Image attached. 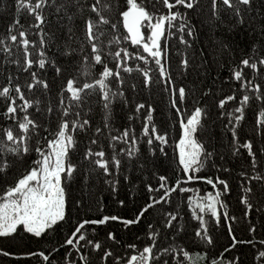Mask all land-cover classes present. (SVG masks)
<instances>
[{"label":"snow or ice","instance_id":"1","mask_svg":"<svg viewBox=\"0 0 264 264\" xmlns=\"http://www.w3.org/2000/svg\"><path fill=\"white\" fill-rule=\"evenodd\" d=\"M202 30L220 35L193 49ZM156 88L179 128L172 144L153 104L132 98ZM245 158L237 215L222 173ZM198 182L211 190L181 198ZM93 198L98 215L72 211ZM221 227L228 243L213 251ZM0 240L18 264H245L244 246L247 264H264V0H13L0 31Z\"/></svg>","mask_w":264,"mask_h":264},{"label":"trees","instance_id":"2","mask_svg":"<svg viewBox=\"0 0 264 264\" xmlns=\"http://www.w3.org/2000/svg\"><path fill=\"white\" fill-rule=\"evenodd\" d=\"M12 3L13 0H0V31H3V20L4 19H10L11 18V7H12ZM5 6L8 7L9 12L5 13ZM21 22H24V16H21ZM220 33H216L215 36H213L212 34L208 33L207 30H202L201 32V36L200 39L194 44L193 49H199L201 46H207V47H211L213 40L216 38V36H219ZM244 34L241 33L239 35L236 36V39L238 41H240V46L243 48L244 47V39H243ZM172 44V63H173V68L175 69L176 66V60H177V53L175 51V47H176V43L175 41L171 42ZM182 50L183 46H179ZM192 51V50H189ZM195 63L199 64L200 63V59L199 56L197 55L195 58ZM222 75H226L227 71L226 69L222 71L221 73ZM196 77V72L193 71L189 77V79H194ZM136 80L137 82L139 81V77L136 76ZM225 91H227V87L225 88ZM134 100H138V99H147L149 100L153 106L156 108V112L154 113L155 119H156V123L158 126H161L163 128H168V130L170 131V144H172V137H176L178 138V133H179V128L177 127L175 130H173L170 125L172 122H174V118H173V114L172 112L169 110V104H168V94L162 92L159 88L153 89L152 93L149 94L146 90H139L137 95L132 97ZM97 121L99 120V117H96ZM121 125H125L126 126V121H124L123 119H120L117 123V127H120ZM136 128L139 131V121L136 122ZM252 130V124H251V114L249 113L248 118L246 119V121L244 122V126H243V132L244 133H251ZM214 136L216 137V142L217 143V147L221 149V151H226V148H222L219 141L222 139H226V137H223L221 135V129L219 127H215L214 131H213ZM83 147V145L81 144V148ZM166 151H168L169 155H172V149L166 148ZM241 164H247V159H232L229 163V167L233 168V171L230 174H223L224 176H226V178L229 179L230 184L233 187V192L232 194L227 198L228 200V204H229V209L230 212H234L237 215H240L241 212V206L238 204L237 199H236V193H237V188L236 185L238 183V171L240 169ZM213 170L211 169H206L205 173L206 174H211ZM195 188L199 189V193H187V194H181V198L186 197L187 195H201L203 196L204 194H206L208 191L211 190V186H208L206 184H204L203 182H198L195 185H192ZM142 187V186H141ZM87 189H85L86 191ZM92 191L95 193L96 196H102L103 197V201L102 203L105 205V211H111V212H115L118 211V205L116 204L115 200L112 198L109 189L102 183V181H95V187L92 189ZM125 191V189L122 187L121 188V193L123 194V192ZM70 201L72 198L74 197H79L80 195V185L78 183H74L72 186V189L70 191ZM177 202V198L174 194V203ZM70 207L72 209V211L74 213H78L80 216H84V217H94L96 215H98L99 213L97 212V205L95 203V198H93V200L89 201V205L88 207L82 208V209H77L75 208L73 205L70 204ZM184 219L185 221H187V225H186V229H187V237L190 239L191 238V234L192 231L194 229V227L196 226V221L194 220H190L189 219V213L187 211H185L184 213ZM259 222V221H257ZM211 226V225H210ZM142 227L140 229H133L132 232L128 233L126 235V239L128 240H134L135 239V235L137 234L138 231L142 230ZM234 227H239L238 225H234ZM98 231L100 232L101 236H103V232L104 229L100 228L98 229ZM214 238H216L217 240V245L216 247L213 249V251H222V246L226 245L228 243V239H227V234L226 231L223 227H221L219 230H216L213 232ZM11 243H15V242H11ZM0 245L8 247L10 245V242L8 240H0ZM43 247H48V243L45 242L43 244ZM33 248H37L36 245H33ZM195 251H199L200 249H194ZM63 251V250H61ZM242 252V258L245 260V264H247V262L251 259V255H250V251L249 248L247 246L242 247L241 249ZM0 264H18L17 261L12 260L10 258H6V257H0ZM19 264H40V260L37 257H33L31 258L29 261L27 262H19Z\"/></svg>","mask_w":264,"mask_h":264}]
</instances>
